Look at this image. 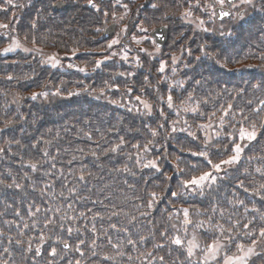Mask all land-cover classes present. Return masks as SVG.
Instances as JSON below:
<instances>
[{"label": "trees", "instance_id": "trees-1", "mask_svg": "<svg viewBox=\"0 0 264 264\" xmlns=\"http://www.w3.org/2000/svg\"><path fill=\"white\" fill-rule=\"evenodd\" d=\"M255 2V8L250 6L244 11L245 20L234 26L238 32L230 39L234 38L235 40L237 37L239 40L241 34L244 36L247 34L248 42L254 47V50H257L253 51L256 56H245L248 51L242 49L247 44L243 46L239 44L237 63L232 64L230 68L240 66H238V57L255 62L260 61L256 57L264 52V13L259 11L262 0H255ZM49 6L48 3L39 2L33 6L35 7L34 11H29L25 6L24 15L27 24L22 22L16 30L22 41H33L34 36L36 47L41 49V52H51L50 50L52 52H70L72 49L84 48L96 51L95 48L102 39L101 32L95 31L100 22L94 11L87 9L81 12L83 7L65 10L67 8L65 7L60 12L55 11L57 14L54 15L46 10V7L49 9ZM38 11L44 18L38 20L37 28L32 30L31 22L36 19ZM22 12L23 10H21ZM86 14H90L92 17L90 19L93 23L92 26L87 20ZM80 16L87 19L80 20ZM230 28L234 29L233 26ZM223 30L226 31V28ZM5 40L0 38V48ZM90 41L92 44L89 43ZM234 46L237 45L234 44L232 47ZM41 58L42 56L37 52L0 54V128H3L4 121L7 119L17 121L14 128L0 132V147H5V151L0 153V180H3L4 184H8L15 178L17 183L24 185L22 190L9 189L0 185V231L5 233L4 236H0V253H3L4 247H9L12 251L11 256L0 255V260L14 261V264H33V260H35L36 264H46V259L41 255L50 246L47 244L52 243L57 236H60L72 245L78 244L79 240H85L86 243L82 250L87 259L85 260L80 257L79 253L69 250L66 255L54 260V264H69L70 261L73 262L76 259H81L83 264H98L102 255L115 253V249L107 243V238L100 235L107 229L113 243L126 241L128 238L139 241L141 236L146 239L143 244H137L136 250L125 244L123 257H118L116 261L101 262V264H143L139 259L140 253L147 251H153L157 256L165 255L170 264L171 260L179 253L173 248L171 255H168L167 247L162 250L153 248V245L157 243H166L167 238L161 237L160 232L167 229L168 236L178 232L181 236L191 238V234L197 231L202 245L210 242L211 233L205 237V230H196L195 224L208 219L212 204L217 205V214L213 222L220 220L227 226V215L233 212L236 213L234 219L240 218L244 214V208L229 205L228 200L230 199H243L249 209L255 207L258 211L256 213L249 212L242 223L255 216L256 228L261 226L259 215L264 213V201H261L259 196H252L237 187L240 180H243L248 188H251L252 184L264 182L259 174L243 175L245 167H248L251 172L253 168L260 166L258 161L251 165L242 164L240 172L235 173L234 178L221 181L219 186L214 187L208 195L199 196L188 193L180 197L171 196V192L178 191L179 185L184 179L190 178L193 176L192 173H197L200 169L205 170L201 163H197L200 157H195L193 162L183 159L186 156H191L189 149L198 151L200 149L197 145L202 146L204 133L199 131L197 125L208 123V114L214 111H216V117H219L221 113L217 109H220L221 106L227 107L229 103L235 106L234 110L243 108L245 114L250 113L251 109L264 99V88L260 84L250 81L248 76H242V82H232L234 83L232 85L230 83L223 84L221 81L230 79L227 77L228 74L234 75L235 73L221 70L211 62L206 61L205 63V61L196 59V63L192 64L188 71L191 73L186 74L185 79L172 78L174 81L172 82L170 79L161 78V75L156 72V62H145L148 71H135L133 67L120 66L121 63H109L103 65L105 71H94L90 75L83 76L45 66L41 63ZM261 62L264 63L262 60ZM257 67L258 71L264 72L262 65H257ZM246 71L249 76L255 77V68H248ZM119 73H131V76H121L118 75ZM215 73H218V78L214 76ZM9 76L13 79L8 80ZM197 80H200L201 84L197 85L195 83ZM180 81H185V85L182 89L177 87L178 90L174 87L173 99L176 106L169 109L166 103L169 94L166 89L169 84L176 86ZM105 82L115 86L106 89L101 95L98 90L105 87ZM132 82L148 90L138 95H141L152 105L153 110L150 115L144 112L136 113L123 102L130 96L126 94V91ZM253 85H258V87L253 88ZM57 88L61 90V95L53 96L52 93ZM84 88H88L89 91H82ZM236 89H245V91L243 94L237 95ZM40 91H47L49 95L46 98L38 96L35 100L31 99V93ZM69 91L80 92V95L68 96ZM189 92L193 93L192 101H186ZM204 99L208 100L207 104L202 103ZM195 100L201 102V109L205 113L202 117L183 111V108L188 105L186 103H196ZM112 101L119 103H112ZM248 101H252V104L249 105ZM140 108L143 109V106ZM20 115H24L26 119L20 121ZM34 118L35 123H33ZM250 119L255 121L264 119V111L258 115H252ZM173 121L178 122L175 125L177 129L185 127L184 122L187 121L191 130L198 133L199 140L192 141L187 133L180 131L173 134L175 139L169 137ZM159 125H164V127L160 128ZM152 129L158 131L156 137L151 135ZM84 133H89L91 139ZM121 138L125 143L119 151L105 154V150L118 144ZM15 140H20L23 147L15 144ZM44 140H49L51 143L45 144ZM8 141H12V143L9 145ZM149 141L152 143L149 144ZM34 144L37 146L32 147ZM133 145H138V147L134 148ZM145 145H148L147 151H144ZM257 147L258 145L254 150L247 151L245 156L264 155V151ZM81 149L83 151H80ZM45 151L47 155H45ZM91 151L96 152V157L91 155ZM138 155L142 164L159 158L161 172H156L155 169L141 168L137 164ZM73 156H76L77 159L73 160ZM177 156L180 157L179 161L176 159ZM213 156L220 157L219 154ZM29 162H39L38 169L33 171L28 166ZM53 164H55V168L52 167ZM192 165L197 167L193 169ZM125 166L136 175L115 171V169H122ZM177 168L183 169L184 173L173 175ZM81 169L86 173L91 172L93 175L87 177L84 182L79 181ZM25 173H27V177H25ZM169 176L172 177L171 180L166 179ZM125 180L127 184L124 183ZM128 184L134 185V187L130 189ZM165 184L169 186L170 191L164 192ZM45 185H50V187L41 193L40 189ZM150 185L153 187L151 188ZM70 187H77V192L68 194L67 189ZM153 191L163 193V199L157 203L155 208L148 210L151 213L148 217H140L137 225H129L127 217L123 215L109 218L111 211L120 208L132 215H138V211L144 209L136 210L135 205L145 204L149 198L148 194ZM62 192L64 195H61ZM53 196L55 199L52 198ZM125 196H139L140 199L125 201ZM101 200L103 204L94 203V201ZM112 205H115L116 209H113ZM36 207H40L41 211L34 217L29 216V209L35 211ZM55 208H60L59 214L53 210L45 211V209ZM183 208L190 209V218L193 221L186 232L182 224L183 213L179 211ZM220 208L227 209L224 218L218 214ZM89 209L91 211H88ZM195 210L205 214L196 215ZM17 211L20 212L19 216L16 215ZM81 212H84L85 216H79ZM96 212H99L103 218L93 219V214ZM65 213L74 219L61 221L60 215ZM170 213L171 219L169 218ZM46 219H52L55 223L45 228L44 221ZM34 220L35 228L31 226ZM4 221L12 223L5 224ZM24 223H28L29 228L23 229ZM61 223L64 224L63 230L60 228ZM110 224H116L117 229L109 227ZM93 225L97 229L95 235L99 237L96 249L98 255L95 257L90 255L88 249V243L94 238L91 231ZM68 227L79 229V231H73L69 236L66 231ZM123 227H127L129 231L125 233L118 230ZM21 229L25 233L23 237L18 235ZM42 234L46 239V243L41 246L42 254L39 257H34L32 253H28L27 261L17 246L14 243L9 245L7 240L8 236L25 241L31 237L34 248L39 244V237ZM245 242L250 243L251 240ZM233 250H235L234 245L231 251ZM129 255L134 258L132 261L128 260ZM65 257H67L66 260H64ZM180 259L183 260L184 257L180 256Z\"/></svg>", "mask_w": 264, "mask_h": 264}, {"label": "snow or ice", "instance_id": "snow-or-ice-1", "mask_svg": "<svg viewBox=\"0 0 264 264\" xmlns=\"http://www.w3.org/2000/svg\"><path fill=\"white\" fill-rule=\"evenodd\" d=\"M29 3H31V0H29ZM56 3L59 4L60 0H56ZM87 3L97 11H100V6L95 2V0H87ZM116 4H120L121 0H115ZM5 4L7 6L12 7H24L23 4H15L14 0H5ZM56 5H52L53 8H55ZM241 6H251L253 8L256 7L255 0H239V4L234 3V0H212V2H209V0H204V7L201 8L200 0H196V3H191V0H189L188 8H186L181 14L180 18L182 20L187 21L188 23H195L196 27L203 32H209L212 31L211 29H208L204 27L205 21L200 19L198 16H194L193 9H200L201 11H210L209 19L212 17H216L217 19L221 20V23L223 24V21L225 18L232 21L234 24L243 23L245 20V13L240 10ZM122 7L124 8V13L120 15L119 18H117L116 14L113 13V23L118 22V19H123L124 16L128 14L129 7L128 4H122ZM153 8H158V4H153ZM218 8L219 11H215L214 9ZM0 10H6V9H0ZM259 11L261 13H264V0H262V3L260 5ZM105 17H107L108 13L104 12ZM167 16V13L165 14ZM44 17L41 15V13L38 11L37 17L35 20L31 22V29L35 30L37 28V21L40 19H43ZM166 27V26H165ZM0 29L5 30L4 34H7V30L9 29L8 24H2L0 23ZM12 31H15V29H11ZM108 30V26L106 25L105 28H97L95 31L97 32H104ZM141 31H147V29H144L143 27L140 28ZM127 31V25H125L123 28H121L120 32L117 33L116 38H113L108 44L107 49H112L113 46L120 44V36L122 33ZM183 33H181V36ZM235 35V32L232 29H229V31H221L220 36L224 38V40L217 45H208V44H201L199 46V52L200 55L196 56L197 61H208L211 62L214 66L218 67L221 70H226L228 72H235V71H241V68H229V64L237 63L236 56L239 55V53L235 50H229V45L231 43L230 38ZM10 42L7 46L0 48V54L10 53L14 52L17 49H20L26 53L30 52H37L40 53L42 50L38 48H28L24 47L21 42L16 37H10ZM133 41L137 44H139L141 41L137 39L135 36L132 37ZM33 43H35V37L33 36ZM210 48H216L218 50L210 51ZM183 50V49H182ZM78 49H73L72 55H75ZM140 51H146V49L141 48ZM155 51L158 53L160 51L159 46L157 45ZM189 55H191V49H188ZM113 56L116 55L115 52L112 53ZM149 55H152V53H149ZM249 55H256L255 52L250 51L249 53H246L245 56ZM258 59L264 61V52H261L258 56ZM104 60L111 59L110 56L105 55ZM122 59L127 60V54L125 53L122 56ZM177 57H173V63L175 64ZM137 65L139 66L140 61L139 57L136 58ZM41 63L50 64L52 67H58L61 63V61L56 56H48L45 60H42ZM103 64V60H96L95 65L93 67V71H95L97 68H100ZM68 67H77L78 71L80 72H86L87 69L85 67H79L76 65L69 64ZM166 65L162 62L158 71L163 72L165 70ZM187 67V65H186ZM257 65L253 64H247L243 65V68H255ZM175 71V69H173ZM118 75L124 76V75H131V73H119ZM8 80L13 79V77L9 76L7 77ZM197 85L201 84L200 80L195 81ZM185 85V81H180L176 87L183 88ZM115 85H110L107 82H105V87L98 90L99 94H103L106 89H111ZM173 86L169 85V88L171 89ZM258 87V85H253V88ZM82 91L88 92V88H84ZM129 92L132 91L131 88L128 89ZM237 95L243 94L245 89H236L235 90ZM92 94V93H89ZM31 99L35 100L38 96L47 97L49 93L47 91H40V92H33L30 94ZM53 96H59L61 95V90L57 88L55 92L52 93ZM68 96H75L80 95V92H72L69 91L67 93ZM137 100H140V97H136ZM163 99V97H162ZM194 99L193 93L189 92L188 96L186 97V101H192ZM143 105V109L147 114L152 113V105L149 104L147 101H140ZM112 103H119L118 101H112ZM166 103L168 105V108L171 109L175 107L174 99L171 94L167 96ZM183 103V102H182ZM203 104H207L208 100L204 99L202 101ZM248 104L251 105L252 101H248ZM235 106L231 103L227 105V107L221 106L220 109H217L221 113L219 117H216V111L209 113V122L205 124H199L197 125V128L201 133H204V138L202 141V146L197 145L200 150L198 151H191L190 149L188 151L191 152L192 156L200 157L202 160L206 163L208 166L207 171H202L199 175H193L190 178L184 179L178 188V191L171 192L172 197H180L184 194H195L199 196H205L211 193L214 187H218L219 183L221 181H224L226 179H232L234 178L235 173L240 172V168L242 164H248L251 165L254 162H259L260 166H257L249 171L248 167H245L243 170V175L248 176L252 175L253 173L259 174V176L264 180V155H253V156H245V153L247 151L254 150L256 145L261 144V141H264V119L259 120V123L257 121L250 119L252 115H258L261 111H264V99L260 100L259 104L251 109V112L248 114H245V111L243 108L234 110ZM131 111V109H130ZM183 111L185 112H191L193 114H196L198 116H204L205 113L201 109V102L198 101L194 105H187L183 108ZM163 115V113H161ZM239 117V119H237ZM215 118V127H213V120ZM26 117L24 115L19 116V120L23 121ZM17 121H14L12 119H7L4 121L3 128H0V132H3L6 129L14 128ZM33 123H35V118L33 119ZM177 121H173L171 132L169 133V137L175 139V136L173 135L177 131L187 133V136L191 138L192 141H198L199 136L196 131L191 130V126L188 125V122L185 121V127L177 129L175 127ZM158 127L162 128L164 125H159ZM211 129V132L209 133L207 130ZM23 131V129H21ZM84 135L88 136L89 139H91V136L89 133H84ZM151 135L153 137H156L158 135V131L156 129L151 130ZM227 140V143H223V140ZM217 141H220L222 143V147L217 146ZM12 141H8L7 144H11ZM15 144L18 146L23 147L21 145L20 140H15ZM43 143L50 144L51 141L44 140ZM125 143L124 139L121 138L118 144L113 145L111 148L105 150V154L110 153H117L120 149V147ZM152 141H149V144H151ZM37 145L34 144L32 147H36ZM134 148H137L138 145H133ZM10 150V148H9ZM148 150V145L144 146V151ZM5 151V147H0V153ZM80 151H83L82 149ZM184 151V149H182ZM261 151H264V145L261 147ZM215 154L219 155H225L227 154V158L220 159L219 162H213L212 156ZM45 155H47V152L45 151ZM91 155L93 157H96V152L91 151ZM131 158V157H129ZM73 160L77 159L76 156L72 157ZM177 161L180 160V157H176ZM159 158L149 160L147 163H141L139 155L137 156V164L140 165L141 168L145 169H155L156 172H161V168L158 163ZM38 163L39 162H29V167L36 171L38 169ZM71 163V161H69ZM53 168H55V164L52 165ZM197 166L192 165V168L195 169ZM117 172H125L129 173L132 176H135L136 173L132 172L131 169H129L127 166L123 167L122 169H115ZM184 170L177 168L176 172L173 173V175L176 174H183ZM93 174L91 172H85L83 169L80 170V175L78 177L79 181H86L87 177L92 176ZM25 177H27V173H25ZM171 176L166 177L167 180H171ZM125 184H127V181H124ZM0 185H3L5 188H15L18 190H22L24 185L21 183H17L15 178H13L11 183L4 184L3 180H0ZM34 187V186H33ZM50 187V185H45L44 188H41V193H44L45 190ZM107 187V186H106ZM128 187L131 189L134 187V185L128 184ZM238 188H242L245 193H249L252 196H259L261 201H264V182L259 183L256 187L251 188V191H249V188L245 186V183L243 180H240L238 185ZM207 189V192H206ZM103 191V189H101ZM170 191V188L167 184L164 186V192ZM68 194H73L77 192V187H70L67 189ZM61 195H64L62 192ZM148 200L145 204H137L135 205V209L139 210L140 208H143V211H138V215H132L129 212H126L123 210V208L116 209L115 205H112L111 207L113 210L109 214V218L111 217H117L120 215H123L124 217H127V223L129 225H137V222L140 217H148L151 213L148 211L150 209H153L156 207L157 203L160 202L163 199V193H157L155 191L150 192L148 194ZM55 199V196L52 197ZM128 199H134L139 200V196L134 197H127L125 196V201ZM94 203H101L103 204V201H94ZM228 204L233 207H243L244 208V214L238 218L234 219L233 217L236 215V213H230L227 215V221L228 225L225 226L224 223H221L220 220H215V215L217 214V205L212 204L211 205V214L208 215V219L206 221H199L195 224V229H204L205 230V237H207L208 233H211V240L210 242H206L203 245L201 244V241L197 235V231H194L191 238H187L186 236H181L180 234H174L171 236H168L167 229L160 232L161 237H166V243H157L153 245L154 249H164L167 247L169 249L168 255H171V252L173 248L179 253L178 256H176L174 259L171 260L170 264H264V213H260L259 219L262 222L261 226L257 229L255 226V216H253L252 219H248L247 222H243L247 218V215L249 212L256 213L258 210L253 207L252 209H249L248 206L245 204V201L243 199H230L228 200ZM71 207V205H69ZM53 210L57 214L60 213V208L55 209H45V211ZM41 211L40 207H36L35 211H32L29 209L28 215L34 217L37 213ZM88 211H91L89 209ZM179 211H182L183 213V227L185 229V232L187 231V228L192 225L193 221L190 218V209L189 208H183ZM207 212V210H206ZM227 212V209L220 208L219 209V216L221 218L225 217V214ZM196 215H203L205 213H201L199 210H195ZM16 215L19 216L20 212L17 211ZM79 216L83 217L85 216L84 212L79 213ZM100 217L101 214L99 212H96L93 214V219ZM169 218L171 219V213L169 214ZM74 219L71 216H68L67 213L60 215V220H72ZM5 224H10L12 222L10 221H4ZM55 221L52 219H46L44 221V227L47 228L49 225L54 224ZM33 228L36 227L35 220L33 221L32 225ZM109 227L116 230L117 225L116 224H110ZM29 228L28 223L23 224V229ZM60 228L64 229V224H60ZM175 228V226H173ZM23 229H21L18 233L20 237H23L25 235ZM119 231L127 233L129 229L127 227L119 228ZM69 236L73 233V231H79V229H74L72 227H68L66 229ZM92 233L94 234V238L90 240L88 243V249L90 252V255L95 257L98 255L96 249L98 248L97 240L99 237H97L95 234L97 233V229L95 225L91 228ZM5 233L3 231H0V236H4ZM100 235L105 236L107 238V243L112 246L113 249H115V253L113 255H107L104 254L101 256V261H98V264H101V262H110V261H116L118 257H123L125 255V252L123 251L125 244L132 247L133 250H136L137 244H143L145 242V237L141 236L139 238V241H136L132 238H128L126 241H121L118 243H113L111 236L108 235L107 229H105ZM8 244L12 245L13 243L17 246V249L21 251V253L24 256L25 261H27V254L32 253L34 257H39L41 255V246L46 243L45 236L42 234L39 237V244H37L33 248V241L32 238L29 237L27 241L23 239H16L15 237L8 236L7 237ZM251 240L250 243H246L245 241ZM56 243L62 246V249L65 253H67L69 250H72L76 253H79L80 257L84 258L85 260L87 257L85 256V252L82 250L83 246L85 245V240H79V243L76 245L70 244L67 240L62 239L60 236L56 237ZM25 244L27 245L25 247ZM235 246V251H231L232 246ZM223 253V255H222ZM230 253V254H229ZM0 255H12V251L9 247H4L3 253H0ZM48 255L55 257L58 255L57 247H52L50 251H48ZM180 256H183L184 259L181 260ZM134 258L129 255L128 260L132 261ZM139 259L142 260L143 264H169L168 259H166L165 255H154L153 251H147L140 253ZM0 264H14L13 262H9L8 260H0ZM33 264H36L35 260H33ZM47 264H53L51 260L47 261ZM69 264H73L72 261L69 262ZM74 264H83V261L81 259H76L74 261Z\"/></svg>", "mask_w": 264, "mask_h": 264}, {"label": "rangeland", "instance_id": "rangeland-1", "mask_svg": "<svg viewBox=\"0 0 264 264\" xmlns=\"http://www.w3.org/2000/svg\"><path fill=\"white\" fill-rule=\"evenodd\" d=\"M39 2H44L50 4L49 9L46 7V10L48 12H51V14L56 15L57 11L63 10L65 7H67L65 10L68 8H82L81 12L88 10L94 11V13L97 14V19L100 22L99 27L100 28H105V26H110L113 24V16L112 14L115 13L117 18L120 17L121 14L124 13V8L122 7V4H128L129 11L126 16H124L123 19H118V22H116V29L113 34V36L106 38L104 37V32H101V43L96 46V51H93L92 49L84 48V49H78L75 55H72L73 49L70 52H51L48 51H43L40 53H37L42 56V60H45L48 56H56L60 61V65L58 67H52L50 64H45V66H48L50 68H54L57 70H64V71H70L74 72L76 74H81L83 76L90 75L92 74L93 67L95 65V61L100 59L103 60V64L101 65L100 68H97L95 71H105L103 65L104 64H109V63H114L118 64L121 63L120 66H130L133 67L135 71H140V70H146L148 69L145 66V62L149 61L151 63L156 62L157 65V70L159 75H161V78L163 79H170L172 82V78L174 79H179L180 77L185 79L186 74H190L191 72H188L192 64L196 63L195 59L196 56L200 55L199 52V46L201 44H208V45H217L218 43L222 42L224 38L220 36V32L224 31L223 29L226 28V31H229L231 29L230 27L233 26L234 29H232L235 34L238 32L237 28L234 27L235 25L232 21L228 20L227 18L224 19L223 24L221 23V20L217 19L216 17H212L209 19L210 16V11H201L200 9H193L194 16L200 17V19L205 21L204 27L211 29L212 31L209 32H203L200 31L195 23H188L185 20H182L180 18V14L188 8L189 0H121L120 4H116L115 0H95V2L100 6V11H97L96 9L92 8L88 3L87 0H60V3L57 4L56 0H31V3H29V0H14L15 4H23L24 7H12V6H7L5 4V0H0V9H6V10H0V23L2 24H8L9 29L7 30V34L5 35L4 32L5 30L0 29V38L6 39L5 42L3 43L2 47H5L8 45L10 42V37H16L21 44L24 47L28 48H37L36 43H33V41H22L18 35H17V28L19 24H24L26 25L27 23L25 22V15H24V9L25 6H27L29 11H34L33 7L35 4ZM209 2H212V0H209ZM158 4V8H153V4ZM191 3L195 4L196 0H191ZM234 3L239 4V0H235ZM56 5L55 8L52 7V5ZM61 6V9H57L56 7ZM200 5L201 8L204 7V0H200ZM250 6H241L240 10L243 12L247 10ZM43 8V7H42ZM218 9V8H216ZM216 9H214L216 11ZM21 10L23 12L21 13ZM79 10V9H78ZM56 11V12H55ZM104 12H107L108 15L105 17ZM167 13V16L165 14ZM88 16V19L84 16H80V20H89L91 26L92 22L90 19V14H86ZM8 18V20H6ZM95 24V21H94ZM262 25L261 23H259ZM24 25V26H25ZM125 25H127V31L122 33L120 36V44L113 46L112 49H107V44L113 39L116 38L117 33L120 32L121 28H123ZM167 26L168 27V41L167 44L163 47H159L160 51L157 53L155 51L157 45L154 41V38L152 37V33L154 32L155 29L159 27ZM98 27V28H99ZM143 27L144 29H147V31H141L140 28ZM15 29V31H12L11 29ZM225 31V32H226ZM181 33L183 35L181 36ZM135 36L137 39H139L141 42L139 44L135 43L132 39V37ZM247 34L244 36V34H241L239 36V40L236 39H230L231 43L227 45L229 47V50H235L238 52L239 44L246 45L242 49L243 51H257L254 50V47L250 45L248 42V39L246 38ZM100 39V40H101ZM81 43L83 44V40L81 39ZM234 41V42H233ZM92 44V41L89 42ZM237 45L232 47L233 45ZM102 47V48H101ZM146 49V51H140V49ZM183 49V50H182ZM188 49H191V55H189ZM210 51H215L218 50L216 48H210ZM240 51V50H239ZM17 52H22L26 53L20 49H17L14 52L10 53H5L1 55H12ZM115 52L116 55L113 56L112 53ZM32 53V52H30ZM127 54L128 59L124 60L122 59V56L124 54ZM149 53H152V55H149ZM29 54V53H28ZM110 56L111 59L104 60V56ZM241 55V54H240ZM177 57L175 64L173 63L172 58ZM255 57L256 55H249ZM139 57L140 64L139 66L137 65V60L136 58ZM237 57V56H236ZM257 58V57H256ZM253 58V59H256ZM164 63L166 65L165 70L163 72H159L158 69L161 65V63ZM238 68H241V71H235L234 75L233 74H228L227 77H230V79H226V81H221L223 84H229L232 85L235 82H242L243 78L242 76H248V79L250 81H255L256 83L260 84L261 87L264 88V72L258 71V67L256 69L255 67V77L249 76V73L246 71L248 68H243V65L247 64H253V65H259L264 67V63L260 61H251L248 59H243L242 57H238ZM206 63V61H205ZM69 64L76 65L79 67H85L87 69L86 72H80L78 71L77 67H68ZM187 65V67H186ZM232 64H229V68ZM191 66V67H190ZM175 69V71H173ZM252 69V68H250ZM131 75H128L130 77ZM214 76L218 78V73H215ZM234 82V83H232ZM172 85V84H169ZM173 86V85H172ZM174 87L177 88L176 86H173L171 89L169 86L166 89V92L168 94H171L172 96L174 95ZM131 88L132 91L129 92L128 90L126 91L128 95V98L124 99V103L126 106L130 107L132 110H134L136 113H141L145 112L144 109H141L140 106H143L140 101H146V99L142 98L141 95L138 94H143L144 92H147L148 90L141 87L140 85L132 82V84L127 88ZM179 89H182L178 87ZM177 88V90H178ZM136 97H140V100H137ZM199 100V99H198ZM196 101V100H195ZM197 102V101H196ZM188 105H194L195 103L190 102L186 103ZM217 116V115H216ZM259 123V121H257ZM215 125V119L213 120V127ZM10 129V128H9ZM209 133L211 132V129L207 130ZM223 143H227V140H223ZM262 145H264V141H261V144H258L257 149H261ZM217 146L222 147V143L220 141H217ZM192 156V155H191ZM186 156L183 159H186V161L193 162L195 156ZM227 158V154L225 155H220V157H214L212 156L213 162H219L220 159H225ZM197 163H201L202 168H205L203 171H207L208 166L206 163L202 160V158L198 159ZM201 165H198L201 167ZM173 166V165H172ZM199 172H202V169L198 171L197 173L194 172L192 175H197ZM258 184H252L251 188L256 187ZM152 188L153 186L150 185ZM248 187V186H247ZM251 188H249V191H251ZM123 198V196H122ZM144 198V197H143ZM193 234V233H192ZM191 234V236H192ZM209 234V233H208ZM208 236V235H207ZM65 239V238H63ZM208 240V239H207ZM47 245H50L45 249L43 252V255L41 257L46 259V264L47 261L51 260L54 264V260L63 257L66 255L64 251H61L62 246L56 243V239H54L51 242H49ZM52 247H57L58 250V255L55 257L49 256L48 251ZM41 249H43L41 247ZM47 250V251H46ZM235 251V250H233ZM230 254V253H229ZM223 255V253H222ZM67 257H65L64 260H66Z\"/></svg>", "mask_w": 264, "mask_h": 264}, {"label": "water", "instance_id": "water-1", "mask_svg": "<svg viewBox=\"0 0 264 264\" xmlns=\"http://www.w3.org/2000/svg\"><path fill=\"white\" fill-rule=\"evenodd\" d=\"M235 1V0H234ZM61 4L59 6H57V9H61ZM216 11L218 12L219 9H216ZM116 29V24L113 23L110 26H108V30L104 31V37L109 38L111 36H113L114 32ZM152 37L154 38L155 43L161 47L164 44H166L167 42V37H168V29L166 27H159L157 29L154 30V32L152 33Z\"/></svg>", "mask_w": 264, "mask_h": 264}, {"label": "bare ground", "instance_id": "bare-ground-1", "mask_svg": "<svg viewBox=\"0 0 264 264\" xmlns=\"http://www.w3.org/2000/svg\"><path fill=\"white\" fill-rule=\"evenodd\" d=\"M73 263H74V261H73Z\"/></svg>", "mask_w": 264, "mask_h": 264}]
</instances>
